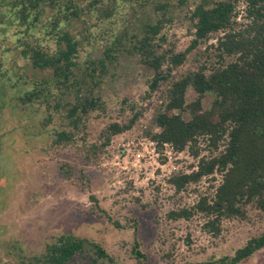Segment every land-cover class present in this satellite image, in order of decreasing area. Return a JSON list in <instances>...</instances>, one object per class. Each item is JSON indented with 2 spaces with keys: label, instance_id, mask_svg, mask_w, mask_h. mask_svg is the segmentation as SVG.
Returning <instances> with one entry per match:
<instances>
[{
  "label": "trees",
  "instance_id": "trees-1",
  "mask_svg": "<svg viewBox=\"0 0 264 264\" xmlns=\"http://www.w3.org/2000/svg\"><path fill=\"white\" fill-rule=\"evenodd\" d=\"M147 2L0 0V52L15 51L33 71L29 77L17 76L28 87L16 99L23 104L45 105L49 114L65 109V117L77 128L92 111L102 109V97L93 95L91 88L85 92L83 87L99 84L107 62L114 59V46L120 45L123 36L112 32L113 24L117 19L126 21L121 18L123 8L143 7ZM239 5L243 6L242 14L237 9ZM168 7L164 2L154 4V9L161 11L160 16L144 25L142 35L135 36L127 50L153 70L146 80L145 93L139 102L127 96L119 99L121 120L108 122L98 140L84 144V149L89 161L96 159L113 136L131 129L143 115L140 101L152 98L160 90L165 100L151 119L158 131H148V135L156 144H169L179 151L187 148L197 159L195 170L174 174L169 183L181 192L204 178L211 182L191 206L171 210L168 215L186 220L199 215L202 227L215 236L220 233L222 221L245 217L248 206L255 207L264 218V0L198 1L187 16L192 39L181 52H175L172 46L164 48L168 31L162 29L170 21ZM72 25L80 26V31L72 32ZM103 25L106 27L102 29ZM97 28L105 34L110 31L111 44H103L102 58L81 64V49L97 39ZM219 32L222 35L212 47L213 59L210 57L196 70L173 73L189 51ZM1 58L0 55V88L11 81ZM17 84L15 81L14 86ZM189 87L196 97L186 103ZM208 92L213 99L209 107H204L202 99ZM181 111H187L189 117L184 119ZM56 136L57 141H73L70 130H60ZM90 198L98 217L115 228L122 227L98 206L94 196ZM262 248L264 231L247 239L233 254L184 264H239ZM130 252L138 264L146 260L136 239ZM15 255L20 264H129L108 252L100 242L72 233L52 236L40 254L24 256L18 251Z\"/></svg>",
  "mask_w": 264,
  "mask_h": 264
},
{
  "label": "rangeland",
  "instance_id": "rangeland-1",
  "mask_svg": "<svg viewBox=\"0 0 264 264\" xmlns=\"http://www.w3.org/2000/svg\"><path fill=\"white\" fill-rule=\"evenodd\" d=\"M198 1L148 0L143 7L122 9L121 18L126 21L117 19L112 28L114 34L123 36L120 45L114 46V59L107 62L99 84L83 87L85 92L91 88L93 95L102 97V109L92 111L77 128L65 117V109L49 114L45 105L23 104L16 99L28 87L17 76L29 77L33 71L15 51L0 52L3 68L8 69L6 77L11 80L0 88V264H20L15 255L18 251L24 256L42 253L51 237L60 233L100 242L129 264H138L130 252L134 239L146 254L141 264H184L233 254L247 239L264 231V218L253 206H248L245 217L222 221L220 233L215 236L202 227L199 215L188 220L168 215L171 210L191 206L211 182L204 178L181 192L169 183L172 175L195 170L197 159L187 148L179 151L169 144L159 145L148 135V131H158L151 119L165 100L160 90L140 101L144 112L131 129L113 136L96 159L89 161L86 157L84 146L97 141L108 122L121 120L119 99L127 96L139 102L145 93L146 80L153 70L127 50L134 37L142 35L144 25L160 16L154 4L164 2L169 6L170 21L162 29L168 31L164 48L172 46L175 52H181L192 39L187 16ZM237 9L242 14L243 6ZM102 29H95L97 39L81 49V64L102 58L103 44H111L110 31L105 34ZM70 30L78 32L80 26L72 25ZM10 34L7 32V36ZM220 35L211 36L189 51L173 73L196 70L213 59L212 47ZM195 97L189 87L186 103ZM212 99L213 94L206 93L203 106L209 107ZM181 115L189 117L187 111H181ZM60 130L72 131L73 141H57ZM91 196L121 228L98 217ZM239 264H264V248Z\"/></svg>",
  "mask_w": 264,
  "mask_h": 264
},
{
  "label": "flooded vegetation",
  "instance_id": "flooded-vegetation-1",
  "mask_svg": "<svg viewBox=\"0 0 264 264\" xmlns=\"http://www.w3.org/2000/svg\"><path fill=\"white\" fill-rule=\"evenodd\" d=\"M1 160V159H0ZM1 165V163H0ZM2 166V165H1ZM1 176H2V173H1V168H0V182H1Z\"/></svg>",
  "mask_w": 264,
  "mask_h": 264
}]
</instances>
